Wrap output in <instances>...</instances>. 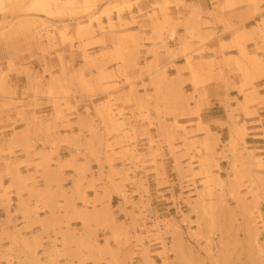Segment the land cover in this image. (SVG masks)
I'll list each match as a JSON object with an SVG mask.
<instances>
[{"label":"rangeland","instance_id":"rangeland-1","mask_svg":"<svg viewBox=\"0 0 264 264\" xmlns=\"http://www.w3.org/2000/svg\"><path fill=\"white\" fill-rule=\"evenodd\" d=\"M37 1L0 4V264H264V0Z\"/></svg>","mask_w":264,"mask_h":264},{"label":"crops","instance_id":"crops-1","mask_svg":"<svg viewBox=\"0 0 264 264\" xmlns=\"http://www.w3.org/2000/svg\"><path fill=\"white\" fill-rule=\"evenodd\" d=\"M216 29L218 30V32H220L222 30V27H217ZM229 39L230 38H223V41L226 42V41H229ZM218 43H219L218 39H213L207 42L206 46L210 48H218ZM236 55H237L236 49H230L228 51H225V56H236ZM233 77H234L235 83L238 84L239 76L234 74ZM254 85L257 87L258 95L263 97L262 100H264V76L257 78L254 81ZM225 95L226 94H225V90L223 87H217L216 85H211L208 88V96H209L210 102L213 104V106H217L218 108H221L222 110L225 109V103H224ZM229 96L232 99L231 101L232 106H235V101L233 99L234 97H236L240 102L243 100L242 94H240L235 88L230 90ZM206 108L207 107L203 108V110H205ZM257 110H258V116L264 119V103L260 107L258 106ZM208 117H209L208 115H204V118L201 117L203 124L209 123L212 125L218 120L216 116L215 118L211 120ZM254 118H255V121H254L255 125H258L257 116H255ZM250 119L251 118H247L246 120L247 123H249V125H251V122H252ZM257 130H260V127L257 126ZM252 138H256V137L249 135L247 137V140L252 139Z\"/></svg>","mask_w":264,"mask_h":264},{"label":"bare ground","instance_id":"bare-ground-1","mask_svg":"<svg viewBox=\"0 0 264 264\" xmlns=\"http://www.w3.org/2000/svg\"><path fill=\"white\" fill-rule=\"evenodd\" d=\"M4 0H0V4H2ZM57 1V0H55ZM51 2V3H44L42 0H38L34 6H36L37 9H40V10H45L47 12H53V11H56L57 10V6H58V3L56 2ZM171 36L173 37L174 36V32L171 34Z\"/></svg>","mask_w":264,"mask_h":264}]
</instances>
